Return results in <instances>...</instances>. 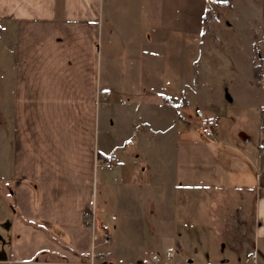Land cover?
<instances>
[{
    "label": "crops",
    "instance_id": "0c3cea01",
    "mask_svg": "<svg viewBox=\"0 0 264 264\" xmlns=\"http://www.w3.org/2000/svg\"><path fill=\"white\" fill-rule=\"evenodd\" d=\"M163 1L0 0V264H85L93 236L83 213L92 207L95 242L104 231L110 235L107 263H151L157 257L158 264H264V142L259 153L252 149L234 158L227 153L229 168L236 162L235 169L244 165L247 171L239 188L230 180V192L219 198L240 201L235 211H218L229 234L218 246L227 243L233 249L228 254L164 257L147 253L142 243L131 248L123 239L142 232L145 220L140 217L166 218L167 233H172L170 227L179 222L163 203L180 188L200 226L192 235L205 243L204 219L213 217L211 203L217 200L205 198L224 192L218 189L217 145L204 147L212 163L208 180L195 176L201 147L189 137L200 136L201 143V131L195 137L184 132L182 148L179 133L171 135L179 145L171 174L176 167L184 172L176 180H167V149L152 146L154 135H166L178 118L184 120L182 114L177 117L176 106L189 105L182 90L179 98L178 92H166L183 88L182 76L178 80L183 60L167 47L168 32L173 33L171 44L177 42L178 22L152 15L153 2L158 7ZM152 43L159 52H152ZM172 58L178 67L173 68ZM262 72L264 77V66ZM108 106L121 109L111 122ZM135 120L154 125L136 133ZM261 131L264 135V111ZM109 155L117 160L107 168L101 161ZM254 172L256 181H247ZM204 201L210 204L201 213ZM152 202L159 203L157 213ZM120 216L128 219L125 225ZM122 248L130 250L132 260Z\"/></svg>",
    "mask_w": 264,
    "mask_h": 264
},
{
    "label": "rangeland",
    "instance_id": "374dc122",
    "mask_svg": "<svg viewBox=\"0 0 264 264\" xmlns=\"http://www.w3.org/2000/svg\"><path fill=\"white\" fill-rule=\"evenodd\" d=\"M219 2L224 3L217 4ZM156 13L159 17H162V20L168 19L169 22H178L177 42L171 44L170 38L173 33L168 32L167 47L169 54L173 53L178 57L182 55L183 70L182 73H178V80L179 76H182L183 88L175 91L168 87L166 92L168 94L178 92L177 98H179L180 90H182L184 98L189 101V105L187 107L176 106L178 110L177 117L182 114L184 120L178 118L179 120L175 123L176 126L170 133L166 135L157 133L154 135L152 146L164 145V148L168 151L165 155L167 159L165 163L169 169L167 180L172 181L176 180L177 177L181 178L184 174L182 170L178 172L176 167L173 171L174 174H171L170 170L171 164L177 161L174 151L179 146L176 139H171V135L174 134L175 137L179 133L180 145H183L186 140V138H183L185 137L183 133L188 131L189 134L200 135V120L207 118L215 134L214 137L209 138L203 134V139L200 140L201 143H199L200 136L198 140L189 137L197 143L195 145L198 148L201 147L199 166L198 169L195 166L194 172L197 174L196 177L208 180L207 174L209 175L212 163L204 147L209 148L206 144L217 145L218 148L220 147L218 157L220 167L217 168V171H220L219 180L222 181L218 189H224V192H222L223 194H221V191L211 193L210 197L205 198L207 200L210 198L217 199L214 203H211L213 217L204 219L205 243L201 244L194 239L199 235H192L193 231L200 226L192 218L191 203L185 200L190 205L186 206L184 202L186 194L180 188L174 193V197L170 202L163 203V206L167 204L170 207V215L173 214L175 217L173 220L179 222L177 223L178 227H170L172 233H167L169 232L167 231L169 226L165 223L166 218L159 220L155 217L151 220L140 217V220H145L142 232L124 234L123 239L131 243V248L142 243L148 248V250H145L147 253L157 252L164 257L166 251L170 250L174 257L180 256L182 259L188 255L190 257L195 254H206L207 252H209L211 258H215L223 252L228 254L229 250H233L227 248V243L223 248L218 246V243L225 241V238L229 235L223 231L222 222L224 218L218 215V211L226 210V208L235 211L240 207L239 200L233 199V201L227 202L219 200V198L230 192L227 189V186L230 187L228 181H232L231 185L234 189L239 188V179H242L243 174L247 173L244 165L235 169L236 162L232 161L233 164L229 168L226 160L229 159V155L232 156L231 153H233V158L234 156L241 157V154L252 149L259 153L261 144L264 142V135L261 131L262 113L264 111V77L262 75L264 66V0H165L158 7L153 2L152 15L155 16ZM180 29L182 31L184 29V33L181 34ZM179 35L183 36V41L182 37L179 38ZM151 47L153 53L159 52L154 49L157 44L152 43ZM172 60L173 68L178 67L174 58ZM169 63H171L170 60ZM255 63L261 65V76L258 79L253 77V65ZM154 64L152 65L153 68H155ZM171 73L168 71L167 75L171 77ZM163 82H165L164 79ZM177 98L173 100L176 101ZM106 109L110 122L116 120L117 112L121 110L118 106H108ZM151 124L154 125V123ZM131 125L136 129V133L138 130L148 131L150 126L149 124H142L138 120H135ZM168 130H171V126ZM193 136L195 137V135ZM209 139L211 140L209 141ZM215 139H217L218 144L214 142ZM161 141L162 144H160ZM228 152L231 153L227 155ZM256 170L259 169L256 168ZM165 171L164 169L161 170L163 173ZM191 177L190 174L188 178ZM247 178H249L247 181H256L255 172L252 175L249 174ZM242 193H245V191H242ZM149 198L150 196H147V199ZM153 203H155L153 208H156L157 213L159 203ZM208 204H210L208 201L201 202V213L208 208ZM186 208L191 209L186 211ZM4 209L7 211L8 206ZM98 215L101 218L103 217L102 213H98ZM125 215L127 217L126 213L123 214V216ZM118 219L122 225H125L128 221L127 218L121 216ZM136 220H138L137 217ZM126 226L128 225L126 224ZM0 235H4L1 227ZM101 248L108 249L107 246H101ZM224 248L226 249L222 251ZM121 250L128 254L125 258L132 260L130 250L125 251L123 248ZM252 250V247L248 245L247 251ZM134 252L138 251L134 250ZM48 260H50V257ZM137 260L140 261L141 259Z\"/></svg>",
    "mask_w": 264,
    "mask_h": 264
},
{
    "label": "built area",
    "instance_id": "2783aa9c",
    "mask_svg": "<svg viewBox=\"0 0 264 264\" xmlns=\"http://www.w3.org/2000/svg\"><path fill=\"white\" fill-rule=\"evenodd\" d=\"M109 92H106L108 94ZM201 133L204 134L207 137H214L213 129L211 124L209 123V120L203 119L201 121L200 125ZM117 160V157L115 155H109L107 158L103 159L101 162L103 165L107 168L111 167L113 163ZM95 209L92 207L91 209L85 210L83 213V223L86 226H89L92 230V236H93V244L90 250V256L89 260L87 261L88 264H110L105 263L102 261V259L106 258L110 251L106 249H98L97 246H105L109 243L110 235L106 231L102 233L101 240L99 242H95ZM167 255H172L171 251L166 252ZM138 264H158L157 263V257L153 258V262L151 263H138Z\"/></svg>",
    "mask_w": 264,
    "mask_h": 264
},
{
    "label": "trees",
    "instance_id": "16d2710c",
    "mask_svg": "<svg viewBox=\"0 0 264 264\" xmlns=\"http://www.w3.org/2000/svg\"><path fill=\"white\" fill-rule=\"evenodd\" d=\"M224 2H219L217 4H223ZM253 76L258 79L261 76V65L260 64H254L253 65Z\"/></svg>",
    "mask_w": 264,
    "mask_h": 264
}]
</instances>
